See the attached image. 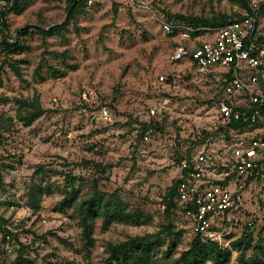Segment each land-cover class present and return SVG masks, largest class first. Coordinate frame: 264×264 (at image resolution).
<instances>
[{"label": "rangeland", "instance_id": "rangeland-1", "mask_svg": "<svg viewBox=\"0 0 264 264\" xmlns=\"http://www.w3.org/2000/svg\"><path fill=\"white\" fill-rule=\"evenodd\" d=\"M23 1L24 11L10 13L7 22L11 38L20 29L32 28L24 39L27 49L7 56L0 48V218L5 221L0 225V264H16L19 256L36 264H105L109 242L156 233L166 222L164 198L180 176L179 153L190 146L217 149L229 137L218 130L222 121L216 104L223 78L201 76L186 63L172 62L175 43L161 22L171 21L169 15L233 17L244 7L236 0H146L144 10L122 0H94L83 14L69 18V0ZM247 1L249 7H260L264 32V0ZM2 11H7L3 5ZM57 25L65 28L47 37L35 29ZM2 38L0 32V44ZM10 64L20 66L22 80ZM85 91L95 93L91 102L97 110L103 105L110 108L112 123L92 120L93 110L84 111ZM35 94L47 113L26 128L15 119V100ZM151 121L160 123L162 131L148 132L149 141L144 142L139 139L141 123ZM41 167L44 173L39 174ZM67 176L77 180L75 188L81 194L90 192L94 181L104 192L120 190L130 207L150 215L152 222L139 227L112 225L103 232L99 221L95 248L88 254L77 218L60 209L70 190ZM39 185L50 193L36 210L29 194ZM245 199L230 247L243 237L250 221L264 216L262 184L249 183ZM174 220L184 232L179 256L189 249L193 235L184 218L176 215ZM7 232L12 237H6ZM249 234L253 242L264 244L263 232ZM239 256L234 251L230 264L254 262L251 250L245 261Z\"/></svg>", "mask_w": 264, "mask_h": 264}, {"label": "built area", "instance_id": "built-area-1", "mask_svg": "<svg viewBox=\"0 0 264 264\" xmlns=\"http://www.w3.org/2000/svg\"><path fill=\"white\" fill-rule=\"evenodd\" d=\"M83 1L88 8L95 3ZM122 1L133 9H148L146 0ZM2 5L8 10L12 0H0ZM259 10L256 4L244 10L241 20L216 28L161 22L163 32L175 43L172 62L186 63L201 76L220 75L224 88L216 104L218 116L244 126L228 128L229 139L217 149L190 146L176 158L177 215L186 220L193 237L201 235L225 248H230L237 216L245 209L248 184L264 187V32ZM94 96L91 91L81 94L84 111L93 110L92 120L112 123L110 108L103 105L97 110L91 102ZM151 113L155 115V109ZM143 141H149L148 134ZM248 225L245 233H264V216Z\"/></svg>", "mask_w": 264, "mask_h": 264}, {"label": "trees", "instance_id": "trees-1", "mask_svg": "<svg viewBox=\"0 0 264 264\" xmlns=\"http://www.w3.org/2000/svg\"><path fill=\"white\" fill-rule=\"evenodd\" d=\"M240 3L244 10L249 8L247 0H236ZM25 1L12 0L11 7L0 13L1 28L0 32L3 35L0 48L7 56H15L25 52L27 46L24 41L29 35L32 28L25 27L17 31L15 37L9 36V25L7 16L10 13L21 14L25 9ZM86 5L83 0H69L67 12L69 18H76L84 13ZM244 10L233 17L221 16L213 20L204 17H187L184 15H169V20L173 22H182L193 27H221L226 24L239 21L242 19ZM114 12L117 13L115 9ZM65 25V24H64ZM57 25L48 30L35 27V29L43 36H52L60 33L65 27ZM12 72L19 79H23L20 66L10 64ZM3 86V81L0 79V88ZM224 85L221 88L223 91ZM220 92V93H221ZM17 105L15 119L24 127H31L36 121L46 115L47 111L41 104V97L35 94L32 98L16 99ZM222 124L218 130L226 136L228 128L242 130L244 126L232 121H226L222 117L219 118ZM9 122H14V119H8ZM142 133L139 134V139L144 138V135L152 131H162L160 123L156 121L141 123ZM227 127V129H226ZM229 137H226V140ZM102 167L101 165H98ZM39 174L44 173V168H40ZM68 188L65 198L60 202V209L66 214L72 213L78 220L81 228V235L84 242V247L87 253H91L95 248L96 240L94 231L97 222H102V231H108L112 225H122L129 227H139L149 225L152 222V217L140 209H132L130 205L122 198L120 190H115L113 193H107L100 189L99 182L94 181L92 190L86 194H81L79 189L75 188V178L67 176ZM180 184V179L173 181L165 198V216L166 222L159 227L156 233H148L142 236H129L126 240L113 243L109 242L106 246L108 258L105 264H230L233 257V252L240 253V261H245V255L248 251H253V264H264V244L262 241L253 242L252 235L244 233L243 237L235 240L230 248H225L216 241L206 239L201 235L193 237L189 249L178 254L180 239L183 236V231H178L175 223L177 215V188ZM3 186V176L0 169V189ZM46 192L42 186H35L29 194L30 205L36 210L40 208V201ZM5 221L0 218V225ZM12 237L7 232L6 237ZM5 237V240H6ZM16 264H36L30 259L19 256Z\"/></svg>", "mask_w": 264, "mask_h": 264}]
</instances>
